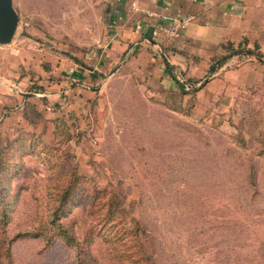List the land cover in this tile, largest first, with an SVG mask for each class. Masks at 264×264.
Listing matches in <instances>:
<instances>
[{"label":"rangeland","instance_id":"obj_1","mask_svg":"<svg viewBox=\"0 0 264 264\" xmlns=\"http://www.w3.org/2000/svg\"><path fill=\"white\" fill-rule=\"evenodd\" d=\"M11 1L0 264H264V27L163 94L128 64L138 44L114 50L109 0Z\"/></svg>","mask_w":264,"mask_h":264},{"label":"crops","instance_id":"obj_2","mask_svg":"<svg viewBox=\"0 0 264 264\" xmlns=\"http://www.w3.org/2000/svg\"><path fill=\"white\" fill-rule=\"evenodd\" d=\"M109 1L113 4L108 19L114 50L128 54L131 49L128 43L138 44L139 51L129 58L128 64L137 66L140 75L161 87L163 94L178 90L170 74L187 68L186 76L196 77L197 68L203 67L212 75L218 70L208 73V67L216 56L225 53L222 46L226 42L237 45L243 37L250 43L258 41L256 35L261 34L264 27L261 21L264 19V0ZM235 4L238 6L236 11L232 10ZM146 13H152V16ZM188 15L192 18L180 26L176 38L167 39L157 32V27L169 18ZM115 58L109 56L111 62ZM220 77L225 79L226 74ZM218 80L215 77L212 82Z\"/></svg>","mask_w":264,"mask_h":264},{"label":"trees","instance_id":"obj_3","mask_svg":"<svg viewBox=\"0 0 264 264\" xmlns=\"http://www.w3.org/2000/svg\"><path fill=\"white\" fill-rule=\"evenodd\" d=\"M236 51H234V53H235ZM245 53L246 54H252V52L251 51H249V50H245ZM229 55V54H228ZM227 54H225V55H223V56H221L219 59H217L216 60V62L214 61V62H212L210 65H209V67H208V73H211V72H213L217 67H219L226 59H227ZM256 57L257 58H259V55H257L256 54ZM164 65H165V69H166V71H168V64L164 61ZM168 73H169V71H168ZM170 77L174 80V82L176 83V85H177V89H178V91H185V92H191V90H196V88L194 89H191V90H184L183 89V86L174 78V76L172 75V74H170ZM190 84V83H189ZM191 85V84H190ZM75 177V176H74ZM70 189H71V186L70 185H68V186H66L65 187V190L63 191V194L61 195V197H62V199H64L65 198V196L68 194V192L70 191ZM1 213V212H0ZM61 213L62 212H60V214H58V210H56V209H54L52 212H51V217L48 219V221H47V223H49V225H51V227H54V228H56V234L57 235H59L61 238H62V240L64 241V243H66V244H68V245H72V244H75L76 246L78 245V243L75 241V239L74 238H72L71 236H70V234L68 233V230L66 229V228H64L59 222H58V220L62 217L61 216ZM63 214H65V212L63 213ZM62 214V215H63ZM5 215V213L2 211V213H1V215H0V219L3 217ZM133 224L135 225V227L136 228H138V222L137 221H133ZM137 233V232H136ZM38 235V234H37ZM44 237H46L47 239H49V237H47V236H44ZM78 248H79V251L78 252H80V251H82L83 249H82V247L81 246H78ZM139 250H141V248L139 249ZM1 253H2V255L6 252V254H7V249L6 250H2L1 249V251H0ZM149 261H150V264L152 263V261H151V258H147Z\"/></svg>","mask_w":264,"mask_h":264},{"label":"water","instance_id":"obj_4","mask_svg":"<svg viewBox=\"0 0 264 264\" xmlns=\"http://www.w3.org/2000/svg\"><path fill=\"white\" fill-rule=\"evenodd\" d=\"M17 23L11 0H0V45L10 42ZM151 41V40H150ZM24 95H29L23 93Z\"/></svg>","mask_w":264,"mask_h":264},{"label":"built area","instance_id":"obj_5","mask_svg":"<svg viewBox=\"0 0 264 264\" xmlns=\"http://www.w3.org/2000/svg\"><path fill=\"white\" fill-rule=\"evenodd\" d=\"M146 15L152 16V13H146ZM191 18H192L191 15L184 17H179V16L171 17L166 23L160 24L157 27V32L167 39H174L179 35L180 26L184 22L190 20ZM176 80L183 86L184 90H189V88L191 87L190 84H186L185 82H183L182 79L178 77H176Z\"/></svg>","mask_w":264,"mask_h":264}]
</instances>
